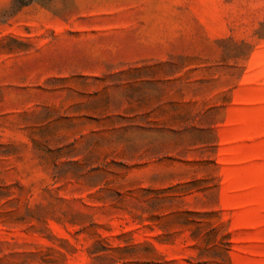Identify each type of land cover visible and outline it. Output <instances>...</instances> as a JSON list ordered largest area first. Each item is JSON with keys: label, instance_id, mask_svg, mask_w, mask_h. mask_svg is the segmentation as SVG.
Returning <instances> with one entry per match:
<instances>
[{"label": "rangeland", "instance_id": "obj_1", "mask_svg": "<svg viewBox=\"0 0 264 264\" xmlns=\"http://www.w3.org/2000/svg\"><path fill=\"white\" fill-rule=\"evenodd\" d=\"M0 264H264V0H0Z\"/></svg>", "mask_w": 264, "mask_h": 264}]
</instances>
